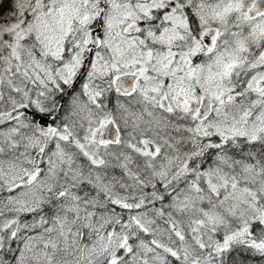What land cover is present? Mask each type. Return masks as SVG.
Segmentation results:
<instances>
[{
	"label": "snow or ice",
	"instance_id": "obj_1",
	"mask_svg": "<svg viewBox=\"0 0 264 264\" xmlns=\"http://www.w3.org/2000/svg\"><path fill=\"white\" fill-rule=\"evenodd\" d=\"M0 264H264V0H0Z\"/></svg>",
	"mask_w": 264,
	"mask_h": 264
}]
</instances>
